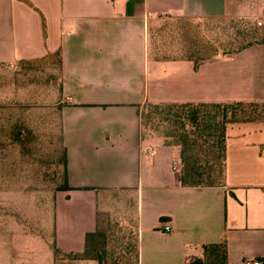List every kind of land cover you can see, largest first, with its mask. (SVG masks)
<instances>
[{"label":"crops","instance_id":"0c3cea01","mask_svg":"<svg viewBox=\"0 0 264 264\" xmlns=\"http://www.w3.org/2000/svg\"><path fill=\"white\" fill-rule=\"evenodd\" d=\"M249 1L0 0L3 204L25 199L29 183L42 194L41 166L17 152L23 134L33 136L36 146L42 142L47 120L59 126L67 184L50 193L45 215L36 205L28 227L36 225L35 232L17 225L14 236L0 230L3 254L13 258L19 249L34 256V249L38 264H57L55 249L82 254L87 234L100 228L101 210L110 218L119 215L109 208L120 197L131 201L124 216L134 223L139 264H194L210 244L226 245L227 264L260 262L264 123L229 124L224 183L188 187L180 179L181 147L145 135L141 120L147 105L264 103L263 72L246 57L254 47L195 67L186 58L160 57L165 50L152 40L165 23L178 19L256 13ZM54 56L61 62L58 88L29 83L27 66ZM17 105L25 111H15Z\"/></svg>","mask_w":264,"mask_h":264},{"label":"rangeland","instance_id":"374dc122","mask_svg":"<svg viewBox=\"0 0 264 264\" xmlns=\"http://www.w3.org/2000/svg\"><path fill=\"white\" fill-rule=\"evenodd\" d=\"M249 2L254 7L253 11L256 13L247 14L243 17L225 18L223 20L198 19L192 21L186 18L167 22L152 34L153 46L155 45L157 48L165 50L166 56L165 54H161L160 57H168L167 55H169V58H190L193 60L201 58L204 59L202 61H206L213 59L217 53L223 56V51L231 50L234 48V45L247 43L251 40V38H246L247 36L254 35V39L261 40L264 38V20L261 19L264 13V0H250ZM260 19L263 21L261 26L257 24ZM242 21L245 23H241ZM234 22L239 24L238 27H233ZM238 30L245 31V35L238 36L236 33ZM253 47L251 52H247L246 57L248 60L258 61V69H261L264 75V44L254 45ZM59 66V58L58 56H54L45 62L28 65L27 69L26 67L24 69H26V77L29 83L36 82L49 88L52 86L58 88L57 75L60 69ZM16 107L14 110L17 112H20V110L25 111V107L19 108L18 105ZM48 108L47 111H50V107ZM9 109L10 112L8 113L11 114L12 109ZM3 110L4 107H1V113L4 112ZM152 111L151 108H147L146 106L141 111L144 134L160 136L162 139H167L169 143L176 141V138H166L176 128L171 123L161 121L160 117L152 114ZM259 112L263 113V110L259 109ZM149 115L152 116V119L148 118ZM45 122L42 142L38 141L36 146L33 136L23 134L20 138L21 150L17 152L22 157L21 160L32 165L37 163L39 167L41 166L43 180L42 184L39 182L37 184L43 187V192L37 196L35 191L31 190V186H34L35 183H29L27 185L28 190L26 191L27 197L25 199L10 200V205L5 207L3 204L5 202L2 200V193L4 191H0V219L1 222H4L0 223V230L3 235L7 231L6 234L14 236L16 225L18 228L23 227L28 232L29 230L35 232L36 225L31 229L29 228L34 225V222L31 223L30 216L35 214L36 205L37 209H44L45 215V211L49 207L50 193L54 192L55 195L65 183L64 150L61 135L57 130L59 126L57 123L53 125L51 120ZM52 125L53 128H51ZM16 126L18 127L20 124L18 123ZM8 202L9 200L6 203ZM129 202L131 203V201ZM130 203L120 197L113 199L109 209L119 213L118 216L113 218H110L108 215H102L103 209L101 210L99 231L104 235V238L101 240V248L107 251L108 264H114L113 262H117L118 264H135V227L131 217L124 216V208L128 205L131 206ZM52 241H54L53 237ZM35 248L38 249L37 247ZM32 251L34 252V256L22 252V250L14 249L12 258V255H8L7 253L5 255L0 250V264H38L36 262L37 258L34 259L35 255L38 256L37 252L34 249ZM43 257L46 258L45 253H43ZM56 261L57 264H72L75 260L70 256L60 254Z\"/></svg>","mask_w":264,"mask_h":264},{"label":"trees","instance_id":"16d2710c","mask_svg":"<svg viewBox=\"0 0 264 264\" xmlns=\"http://www.w3.org/2000/svg\"><path fill=\"white\" fill-rule=\"evenodd\" d=\"M241 23L245 22L242 21ZM238 25L234 22L233 27L236 28ZM236 33L238 36L245 35L243 30H238ZM246 38H251V40L237 46L234 45V48L229 51H223V56L237 54L254 45L264 44V38L256 40L254 35ZM218 56L222 55L217 53L214 58ZM186 59L193 61L195 67L204 60L201 58L197 60ZM146 107L151 108L152 114L160 117L161 121L171 123L176 128L166 138H176L177 140L172 144L181 147L183 168L180 179L183 186L188 187L221 186L224 183L227 155L226 133L229 124L264 122V103L160 104L147 105ZM259 109H262L263 113L259 112ZM148 118L152 119V116L149 115ZM63 164L66 171L65 153ZM65 186L67 184L64 183L60 190ZM135 234V264H139L136 230ZM103 238L104 235L99 230L89 233L86 236V248L82 254L65 256H70L73 260H91L98 264H108L107 251L101 248ZM203 249V258L195 261L194 264H227L225 244L205 245ZM60 254L64 255L55 249V256L58 257ZM259 260L264 264V257ZM113 263L118 264L117 262Z\"/></svg>","mask_w":264,"mask_h":264},{"label":"built area","instance_id":"2783aa9c","mask_svg":"<svg viewBox=\"0 0 264 264\" xmlns=\"http://www.w3.org/2000/svg\"><path fill=\"white\" fill-rule=\"evenodd\" d=\"M261 19L264 20V13H263V17H262ZM261 19H260V20L258 21V23H257L259 26H261V25L263 24V21H262ZM165 230L168 232V231L171 230V227H170V226H166V227H165ZM244 264H262V263L259 262V261H257V260H246V261L244 262Z\"/></svg>","mask_w":264,"mask_h":264}]
</instances>
